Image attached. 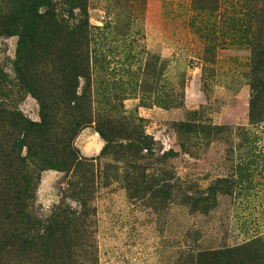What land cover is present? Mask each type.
<instances>
[{
    "label": "rangeland",
    "instance_id": "rangeland-1",
    "mask_svg": "<svg viewBox=\"0 0 264 264\" xmlns=\"http://www.w3.org/2000/svg\"><path fill=\"white\" fill-rule=\"evenodd\" d=\"M237 1L264 10L263 0H218L212 20L229 17ZM88 6L97 29L91 78L80 81L79 93L89 89L99 121L73 147L90 175L82 168L42 172L30 224L21 229L33 236L32 252L6 251L0 264H196L198 252L199 264H264V115L249 124L250 48L226 42L205 52L197 23L206 20L191 0ZM16 44V36L0 39L6 94L27 120L39 122L36 100L15 87ZM119 116L127 123L116 124ZM191 119L205 128L187 133L182 124ZM220 127L227 130L215 131ZM10 135L0 127V144ZM60 135L56 127L55 143ZM142 137L149 149L136 154L133 140ZM74 183L88 209L66 234L67 255L45 246V229L60 209H79L69 198ZM186 196L209 201L193 208ZM6 230L0 219V233Z\"/></svg>",
    "mask_w": 264,
    "mask_h": 264
},
{
    "label": "trees",
    "instance_id": "trees-1",
    "mask_svg": "<svg viewBox=\"0 0 264 264\" xmlns=\"http://www.w3.org/2000/svg\"><path fill=\"white\" fill-rule=\"evenodd\" d=\"M241 4L237 1L231 15L217 23L212 17L218 14V0H191L193 11L206 20V23H197L205 52L226 42L250 48L248 118L249 124L254 125L264 115V10L256 12L247 2ZM88 5L89 0H0V39L17 37L13 64L15 87L20 94L26 93L36 100L40 116L39 122L27 120L8 99L7 75L0 65V127H6L10 136H14L8 143L0 144V219L7 226L6 232L0 233V255L9 251L26 257L32 252L33 236L21 233V229L27 230L30 224L34 194L42 172L55 170L67 175L82 168L90 175L88 161L73 147L77 135L94 120L99 121L89 89L79 93L80 81L87 84L91 78L93 30L97 29L90 24ZM120 120L127 123L123 116L114 121L119 125ZM108 122L111 123L109 118ZM56 127H61V139L57 143L52 139ZM182 127L192 134L205 128L193 119L184 122ZM99 133L105 137L100 128ZM133 142L136 154L149 149L145 137L135 138ZM55 145H58L56 150ZM23 149H26L25 155ZM33 150L40 154H32ZM35 158L38 164L32 161ZM76 190L74 183L69 198L79 209H60L45 229L48 235L45 246L51 244V249L67 255L70 248L66 234L88 209L86 200L78 197ZM185 199L193 208L209 201L200 196ZM200 257L201 252L196 253L191 262L199 264ZM68 261L62 264H75Z\"/></svg>",
    "mask_w": 264,
    "mask_h": 264
}]
</instances>
